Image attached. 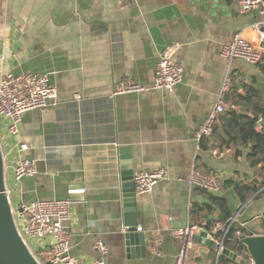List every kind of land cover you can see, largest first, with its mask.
<instances>
[{"label": "crops", "instance_id": "obj_1", "mask_svg": "<svg viewBox=\"0 0 264 264\" xmlns=\"http://www.w3.org/2000/svg\"><path fill=\"white\" fill-rule=\"evenodd\" d=\"M261 19L257 12L241 14L238 0H0V52L8 57L3 70L48 76L58 91L56 106L22 114L20 133L12 141L29 146L23 156L35 162L37 175L16 182L21 154L14 152L5 161L7 186L30 204L85 190L73 196L72 219L65 227L80 264H175L180 242L171 230L205 221L210 230L215 221L226 226L236 220V226L245 225L246 236L264 235V188L242 204L233 186L263 182L248 158L252 146L222 131L227 113L254 116L255 103L264 107V64L237 61L229 68L222 56L237 34L257 44L251 26ZM170 47L177 49L175 61L184 69L173 93L154 89L160 54ZM229 69L227 99L237 109L221 117L199 148L197 132ZM126 80L143 90L115 95V85ZM249 96L251 103L245 100ZM5 132L0 117V134ZM124 146L133 149L135 175L166 172L152 193L136 192L145 257L129 256L124 244L129 232L119 153ZM193 168L212 175L221 191L187 187L183 181ZM210 194L227 199L233 217L226 223L218 210L192 213L195 205H213ZM214 230L208 232L210 240L238 253L234 244H225V229ZM153 234L163 239L156 254L149 249ZM98 241L107 248L104 256L95 249ZM190 264L236 263L195 239Z\"/></svg>", "mask_w": 264, "mask_h": 264}, {"label": "built area", "instance_id": "obj_2", "mask_svg": "<svg viewBox=\"0 0 264 264\" xmlns=\"http://www.w3.org/2000/svg\"><path fill=\"white\" fill-rule=\"evenodd\" d=\"M241 14L257 12L262 19L255 22L251 28L257 36V44L251 42L243 36L237 34L234 40L224 46L222 56L228 62L229 68L237 61L247 64L260 66L264 64V0H238ZM177 49L170 47L162 51L157 64L156 79L154 89L173 93L175 88L183 82V67L175 61ZM6 55L0 53V117L6 122V132L0 134V147L4 162L7 157L14 152L21 154L14 167V179L16 182L25 177L37 175L36 164L33 160L24 158L23 154L29 151V146L22 142H12L18 136L21 128V116L31 110L44 111L49 106L58 104V91L51 84L48 76L39 74L14 75L10 71L3 70ZM232 89L231 70L229 69L222 88L219 92L217 101L213 106L209 116L197 132V141L200 143L204 138L213 135L215 128L220 124L221 117L228 111L236 110L234 103L229 102L227 97ZM143 90L140 86L134 85L130 80L122 81L115 85V95L125 94L133 91ZM77 99H80L77 96ZM264 118L258 121V128L261 129ZM166 178V172L158 169L151 172L141 171L135 175L134 183L138 194L152 193L155 187ZM183 183L190 189H203L211 193L221 191L217 180L200 170L193 168L190 177ZM85 193L84 189H72L68 191L65 199L37 200L31 206L19 205L16 211L13 207V193L7 186L5 194L11 205L17 231L23 242L29 249L32 256L39 264H80L79 259L71 252V235L65 227L72 219V206L75 203L73 196ZM22 210V212L20 211ZM202 222L201 225L175 228L171 230L174 238L179 240L180 249L176 256L175 264H190L192 249L195 245L196 235L201 232L208 233L212 227L214 232L218 229H225L226 233L236 225V220H231L226 226L219 222ZM235 232V238L241 240L246 235L241 228ZM142 232L141 228H137ZM213 231V230H212ZM50 241V242H49ZM162 235L153 234L149 249L152 253H158L162 244ZM49 242V245H47ZM33 245V247H32ZM224 246L220 245L218 254L221 256ZM95 249L101 254H107L104 243L98 241ZM91 264H105L103 260H96Z\"/></svg>", "mask_w": 264, "mask_h": 264}, {"label": "water", "instance_id": "obj_3", "mask_svg": "<svg viewBox=\"0 0 264 264\" xmlns=\"http://www.w3.org/2000/svg\"><path fill=\"white\" fill-rule=\"evenodd\" d=\"M6 44H8V41H6ZM7 61L8 57L5 63ZM8 70L6 68L5 72ZM119 153L121 160H123L121 162V183L124 203V226L129 227V232L124 235V244L129 256L135 257L137 255L139 257V254H142V257H145L146 236L144 232H137L139 223L137 193L134 183L133 149L132 147L124 146L120 148ZM260 181L255 179L253 183L259 185ZM5 190V162L0 147V264H39L17 231L14 214ZM20 211L22 212V210ZM195 239L213 248H220L215 241L209 239L206 232L196 236ZM240 242L246 248V252H243L244 254L231 252L227 249H223L222 254L228 256L236 264H248L249 259L252 264H264V235L246 236Z\"/></svg>", "mask_w": 264, "mask_h": 264}, {"label": "trees", "instance_id": "obj_4", "mask_svg": "<svg viewBox=\"0 0 264 264\" xmlns=\"http://www.w3.org/2000/svg\"><path fill=\"white\" fill-rule=\"evenodd\" d=\"M251 95L257 96L258 92L255 89H251ZM251 96L245 98V100L251 103ZM255 101H252L254 104ZM252 107L255 108L256 112H253L254 116H250L248 114H237L236 112H229L224 117V124L222 131L224 134L233 138L238 137L241 144L243 145H251V152L248 155L250 160V164L253 167H258L259 172L262 176L263 182L261 185L256 186L255 184H234L235 191L241 201L242 204L246 203L250 196L255 193H258L262 188H264V126L260 132H257L255 127L260 116L264 118V107L261 103H255ZM211 203L214 205H206L204 207L193 206L192 213L195 214L197 212H208L212 213L215 210L219 211V219L226 223L233 216L229 209L228 201L225 197L215 196L210 194L209 197ZM198 208V210H196ZM209 228V227H208ZM240 229V226L233 225L229 232L225 237V244L227 246L234 244L236 246V250L238 253L242 254L246 252V248L241 244L240 240L235 238V232ZM246 235H249L244 228H241ZM224 260H227L225 256H222Z\"/></svg>", "mask_w": 264, "mask_h": 264}, {"label": "rangeland", "instance_id": "obj_5", "mask_svg": "<svg viewBox=\"0 0 264 264\" xmlns=\"http://www.w3.org/2000/svg\"><path fill=\"white\" fill-rule=\"evenodd\" d=\"M2 50V46H1V43H0V51ZM1 53V52H0ZM6 55V54H5ZM7 57V56H6ZM6 60H7V58H6ZM6 60L4 61V64H5V62H6ZM3 64V65H4ZM11 73L12 74H14V75H18V74H20L17 70H15V71H13V70H11ZM27 74H29V73H27ZM32 74H35L34 72H32ZM11 189H12V192H13V196H12V199H13V207H14V209L16 210V211H18L19 210V205L21 204V203H24V205L25 206H31L32 205V203L30 204V203H27V202H23L22 201V198H21V195L11 186ZM32 247H33V245H32Z\"/></svg>", "mask_w": 264, "mask_h": 264}]
</instances>
